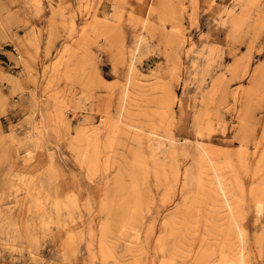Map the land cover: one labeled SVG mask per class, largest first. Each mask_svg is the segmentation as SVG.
Segmentation results:
<instances>
[{
	"label": "rangeland",
	"instance_id": "rangeland-1",
	"mask_svg": "<svg viewBox=\"0 0 264 264\" xmlns=\"http://www.w3.org/2000/svg\"><path fill=\"white\" fill-rule=\"evenodd\" d=\"M0 264H264V0H0Z\"/></svg>",
	"mask_w": 264,
	"mask_h": 264
}]
</instances>
